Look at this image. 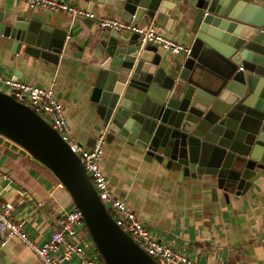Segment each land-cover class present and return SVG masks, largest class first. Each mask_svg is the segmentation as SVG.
<instances>
[{"label": "water", "instance_id": "1", "mask_svg": "<svg viewBox=\"0 0 264 264\" xmlns=\"http://www.w3.org/2000/svg\"><path fill=\"white\" fill-rule=\"evenodd\" d=\"M82 1L90 12L119 10L125 23L155 22L161 34L178 20L189 23L191 33L186 56L141 45L134 33L86 36L98 66L92 101L105 141L135 146L144 160L207 187L213 199L216 190L225 199L230 188L243 194L264 170V6L249 0ZM0 36L24 66L56 65L68 53L69 34L34 12L0 10ZM0 145L62 184L104 264H157L115 224L56 131L1 90Z\"/></svg>", "mask_w": 264, "mask_h": 264}, {"label": "crops", "instance_id": "2", "mask_svg": "<svg viewBox=\"0 0 264 264\" xmlns=\"http://www.w3.org/2000/svg\"><path fill=\"white\" fill-rule=\"evenodd\" d=\"M58 1L82 10L87 6L82 0ZM249 1L264 6V0ZM8 8L14 16L34 12L59 32L66 31L68 53L60 54L56 65L47 62L24 66L0 36V77L51 87L62 105L72 137L79 144H87L102 130L92 101L98 66L86 38L97 34L94 20L86 24L84 18L48 14L22 2L0 0V10L5 13ZM91 12L95 17H119V10L111 7L92 8ZM137 24L144 25L142 21ZM162 32L183 45L191 42L189 23L178 20L169 31ZM105 143L99 165L114 198L124 201L153 237L204 264H264V170L258 171L243 194L235 195L230 188L225 199L223 192L216 190L213 199L207 187L195 185L190 178L179 179L176 172H167L144 160L142 151L135 146L129 147L124 141ZM57 182L31 158L0 145V202L11 203V219L22 223L26 236L36 245L57 227V218L73 208L68 193L58 188ZM77 238L87 252L93 251L83 229L78 230ZM0 264L40 263L31 250L10 239L0 244ZM64 264H78V258L71 256Z\"/></svg>", "mask_w": 264, "mask_h": 264}, {"label": "built area", "instance_id": "3", "mask_svg": "<svg viewBox=\"0 0 264 264\" xmlns=\"http://www.w3.org/2000/svg\"><path fill=\"white\" fill-rule=\"evenodd\" d=\"M13 1L22 2L29 8H41L50 14L62 13L70 18L79 17L94 20L96 33L103 30L134 33L141 45L157 46L161 51L172 56L178 54L186 56L189 53V46L173 41L159 33L155 22L138 25L137 23H125L117 18L95 17L90 11L82 10L74 4L58 0ZM245 28L250 29L246 26ZM0 85H4L10 90V93L6 94L20 104L27 106L56 131L70 150L79 158L97 197L115 224L157 264H204L188 259L183 254L175 251L171 244L157 240L149 233L141 220L134 215L133 211L125 205L124 201L114 198L107 178L99 165L106 139L105 129L100 130L93 137L90 146L79 144L70 133L62 105L54 96L51 87H42L1 77ZM43 114H48L49 120L46 121L42 116ZM56 186L63 188L59 181ZM11 209L10 202H0V244H4L10 239L17 240L34 253L40 264H64L71 256L78 258V264H104L94 246L92 252H87L80 239L78 240V230L83 229L85 233L87 231L80 212L74 206L70 211L57 218V227L49 233L48 238L40 245L34 244L26 236L20 221L11 219ZM88 238L92 244L89 236Z\"/></svg>", "mask_w": 264, "mask_h": 264}, {"label": "rangeland", "instance_id": "4", "mask_svg": "<svg viewBox=\"0 0 264 264\" xmlns=\"http://www.w3.org/2000/svg\"><path fill=\"white\" fill-rule=\"evenodd\" d=\"M40 9V8H39ZM0 90H2L3 92H5V93H10V90L8 89V88H6V87H4L3 85H0ZM45 119H46V121L47 120H49V115L48 114H43L42 115ZM49 122V121H48ZM105 142H104V144H103V147H105ZM88 234V233H87ZM89 236V235H88ZM92 246H94L93 245V243H92Z\"/></svg>", "mask_w": 264, "mask_h": 264}, {"label": "bare ground", "instance_id": "5", "mask_svg": "<svg viewBox=\"0 0 264 264\" xmlns=\"http://www.w3.org/2000/svg\"><path fill=\"white\" fill-rule=\"evenodd\" d=\"M243 36H247V34L246 35H243Z\"/></svg>", "mask_w": 264, "mask_h": 264}]
</instances>
